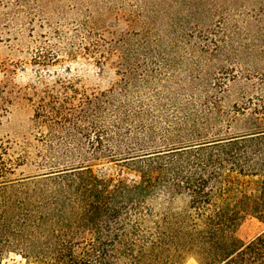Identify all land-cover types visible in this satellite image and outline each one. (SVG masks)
Instances as JSON below:
<instances>
[{"label":"trees","instance_id":"trees-1","mask_svg":"<svg viewBox=\"0 0 264 264\" xmlns=\"http://www.w3.org/2000/svg\"><path fill=\"white\" fill-rule=\"evenodd\" d=\"M171 1L152 13L171 28L167 38L214 45L217 54L242 39V29L264 43V0L248 7L239 0ZM133 37L119 40L126 44L117 88L87 96L61 82L43 93L36 120L50 136L43 141L47 154L38 155L40 174L13 180L20 164L0 146V258L264 264V233L248 244L236 235L248 216L264 225V103L234 136L214 133L213 98L192 94L181 102L170 95L156 114L158 104H145L131 89L154 80L156 69L135 60L152 57L151 43L164 36L152 40L145 30ZM58 158L75 163L52 166ZM91 162L113 165L117 173L98 174ZM180 198L187 200L184 209L173 206Z\"/></svg>","mask_w":264,"mask_h":264},{"label":"rangeland","instance_id":"rangeland-1","mask_svg":"<svg viewBox=\"0 0 264 264\" xmlns=\"http://www.w3.org/2000/svg\"><path fill=\"white\" fill-rule=\"evenodd\" d=\"M171 3V0H0V146L6 148L8 159L20 164L13 180L42 172L36 163L41 152L47 154L43 141L50 136L49 130L36 120L43 93L59 89L61 82L74 85L87 96L117 88L123 79L120 55L126 44L119 40L124 37L136 40L133 34L145 30L152 38L164 36V40L151 43L152 57L135 60L156 69L151 74L154 80L146 85L138 83V87L131 89L145 104L156 102L158 114L157 108L171 103L167 99L170 95L181 102L192 94L198 101L213 98L217 107L214 133L221 131L218 132L221 135L234 136L248 128L247 120L253 109L264 103V43L253 40L252 33L242 29L240 33L246 38L225 45L217 54L214 45L167 38L171 28L152 18V13ZM239 3L248 7L253 0ZM191 79L195 81L190 87ZM74 163L58 158L52 166ZM91 165L98 174L117 173L113 165L104 162ZM126 177L132 179L133 175ZM173 206L184 209L187 200L180 198ZM263 233L264 225L248 216L236 235L243 244H248ZM0 264L27 262L10 253L0 258ZM182 264L198 263L187 258Z\"/></svg>","mask_w":264,"mask_h":264}]
</instances>
